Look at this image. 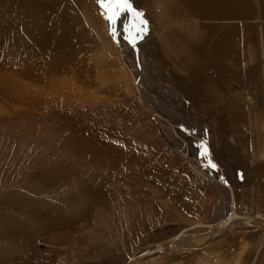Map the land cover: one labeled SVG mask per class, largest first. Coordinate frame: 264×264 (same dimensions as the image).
<instances>
[{
	"label": "rangeland",
	"instance_id": "1",
	"mask_svg": "<svg viewBox=\"0 0 264 264\" xmlns=\"http://www.w3.org/2000/svg\"><path fill=\"white\" fill-rule=\"evenodd\" d=\"M33 1L0 0V14L10 11L8 17L0 15V23H5L4 28L0 25L1 62L4 59L3 63L15 64V69L21 70L26 63L42 65L47 60L51 64L72 52L76 62H65L69 69L58 75L48 74L43 82L45 88L39 84L27 91L33 98L44 95L50 99L58 89L51 93L49 80L58 77L61 83L57 82L64 87L54 97L59 99V108L44 105L38 112L25 110V116L18 113L17 119L0 113V148L9 149L2 152L4 161L0 159V264H127L140 251L199 223H221L227 213H216L223 200L220 185L200 172L183 154L186 147L178 144L179 128L184 130V125L193 121V116L184 111L187 106L196 108L186 88L188 85L194 90V85L188 80L181 84L179 80V75L186 78L188 74H179L168 66L166 71L164 67L156 69L160 81L169 89L155 87L154 80L145 77L144 72L138 74L157 90L156 98L145 93L149 99L145 105L164 117L170 127L177 128L170 130V141L162 123L140 105L129 75L115 59L116 47L109 37L108 22L96 0H50V4L48 0H37L48 6L43 3L46 6L36 11ZM173 3L177 4L175 0ZM27 4L36 17L25 10ZM252 4V13L259 19L258 3L253 0ZM139 11L148 22L147 33L155 40L163 34H159L162 29L174 23L151 20L152 11L144 4ZM125 13L121 18L127 29L130 22ZM42 36L48 39V47L44 51L40 48L41 54L34 42L25 46L28 40L41 41ZM152 49L151 56L160 52L153 46ZM155 56L149 58L155 62ZM105 58L117 62H109L107 70ZM80 64L84 68L78 74ZM169 90L179 97L172 96ZM32 91L42 92L33 95ZM200 91H204L202 86ZM11 92L10 87L0 85L3 97L11 98ZM164 92L177 106L169 105ZM203 111L201 106L200 116L211 125L209 130L202 126L198 130H202V137L212 149L220 147L224 138L219 139L211 127L218 122V129L223 128V113L218 111L215 116ZM226 131L225 127L223 133L233 138L232 132L229 135ZM259 138L264 141V134ZM196 149L189 148V153L197 159ZM259 155L256 160L264 163V152L259 151ZM242 156L238 154V164L243 158L250 162L255 159L249 154ZM202 161L209 163L203 154ZM221 164L236 184L241 210L247 215L264 216V178L259 179L263 172L259 174L256 169L259 176L254 175V162L237 164V170H232L235 161L232 163L231 158ZM250 173L253 176L249 178ZM37 208L40 219L33 220L32 209L37 213ZM244 227L235 224L229 231L219 232L216 241L203 251L174 250L142 264H251L257 255L264 264V231ZM207 240V236L199 237L187 244L202 245Z\"/></svg>",
	"mask_w": 264,
	"mask_h": 264
},
{
	"label": "bare ground",
	"instance_id": "2",
	"mask_svg": "<svg viewBox=\"0 0 264 264\" xmlns=\"http://www.w3.org/2000/svg\"><path fill=\"white\" fill-rule=\"evenodd\" d=\"M35 1H33V4L37 6H35L34 8L35 11L36 9L42 10L41 8H44V6L47 5L45 2L43 3H45L46 5L43 3L38 4V2ZM175 1L177 2V4H174L173 0H139L138 2L136 0H131L133 8L137 11L140 10V7L143 4L145 5V8L147 10L152 11L149 13V18L151 20H154L156 18L155 21L157 22L161 20H169L174 22L169 26L170 29L169 27H166L159 32V34H163L160 35L159 39H156L157 41L154 39L155 36H151L149 31L148 33L146 31V34H144L142 38L136 39V45L135 47H133L129 43L130 36L128 31V29H132L133 36H135L136 30L132 27L134 24V18L132 14H126L127 12L125 13L127 21L130 22L129 28L126 29V27L124 26V23L122 22L123 16L121 18V15L119 19L116 20V23L112 24L107 18L105 7H102L100 1L96 0L97 4H99L100 11H102V13L104 14V18H106V22H108V32L110 34V36H108L112 39L113 44L116 47L115 52H113L115 59H118V64L121 65L122 69H124L129 75L130 82L132 83L131 85H134L136 89V92L134 91V94L137 95L140 105L156 121L162 123L161 126L163 125V129H166L165 133L167 134L169 140L170 130L176 131L177 128L170 127L169 124H166L167 120L164 117H161V115H159L158 113L155 114L146 106L148 105L147 100L149 101V99L146 98L145 93H148L156 98L157 90H154V85H152L153 87H151L149 84L144 82L141 74L142 72H144L145 77L147 76L151 81L154 80L155 87L162 86V88L168 87L160 81L159 77L156 74V69L164 67L165 70V67L168 66L173 68L175 72L178 71L179 74H188L186 75V78H183V74L179 75V80L181 84L182 82L186 84V81L188 80L190 83L192 82V85H194V90L191 89L188 85H186V88L187 90H190V93L193 97L192 99L196 106L192 103L191 105L193 106V108H196L191 109L189 106H187L188 108H186V111H184L185 114H187L188 112L191 116H193V121L188 122L191 123L189 126L184 125L188 129L185 128L184 130H182L181 126V128H179L178 130V133L180 135V142L178 144H180V146L182 147H186L188 152L186 151V149L185 151H182L180 149L179 150L180 152L182 151L183 154H185L192 161V163H194V165L197 169L200 170V172L204 173L205 175L213 179L218 185H220L222 190L221 199L223 200H220L221 206L218 205L216 213L221 215V212H225L227 214H224L226 217L221 220V223H199L191 228L183 230L178 234L180 235L183 233V236L173 242L171 244V248L169 247L162 252H152L138 264L150 262L151 260L174 250H205L207 246L213 244L216 241V238L218 236L217 234H219V232L223 230L229 231L230 227L235 224L245 227L249 226L250 228L261 229L262 231H264V225L259 226L253 224V222H262L264 224V216L262 214L247 215V212L241 210V205L236 190V184H234V180L231 178V176H229L228 170L226 171L225 169H223L221 164L225 161V159L228 161L231 158L232 163H234L235 161V164H232V166L237 169L236 166L238 163L236 161L238 159V154L241 158L243 157L242 155L249 154L251 155V157L255 158H251V160H254L252 162L255 163V168L259 169V174L261 173V171L264 174V163H260V161L256 160L260 156L259 151L264 152V141L263 139L259 138V136L263 137L264 134V12L262 10L264 9V0H255L258 3L257 8L259 11V19H257L255 17V14L252 13L253 0ZM48 4H50V0H48ZM8 7L9 6H7V8ZM27 9H29L30 12L32 11L30 5L27 6ZM44 10L46 11V9ZM4 13L10 14V11L8 10ZM34 13L35 12H31V14ZM33 16L36 17L37 14H34ZM36 19L37 18H35L34 20ZM33 23L35 22L33 21ZM1 24L4 28L5 23L1 21ZM32 25L35 26L34 24ZM113 33H115V35H113ZM257 36H260V39H258ZM41 38V41L33 40L31 42L30 40H28L29 42H26L25 46L28 47L30 43L34 42V44H36V46L39 48V50L36 49L37 51H39L38 54H41V49L42 51H44L46 47H48V39L44 36H42ZM17 42L18 44H20L19 41ZM146 45H149V47H147ZM152 46L156 48V50L160 51L156 54V56L149 55L153 52ZM138 49L139 51H141L140 53L138 52ZM127 52L129 53V56ZM257 53H260V59L257 58ZM42 54H44V52ZM65 56L67 58L63 57L61 61L57 59L51 64H48L47 60L44 61L45 64L42 65H33L26 63V66L21 68V70L15 69V64L9 65L8 63H3V61H5L4 59L2 60V62L0 60V85L8 86L12 89L11 98H6L0 95V113L11 116L10 118H12V115L16 117L18 113L25 116L24 114H27L25 113V110L37 111L39 107H43L44 105L48 106L55 104L56 107L58 106L59 108V99L57 98L58 100H56L54 97L55 95L57 97L59 93L61 94V91H63L64 87H61V82L58 80V77L49 80L50 85H48V87L50 92L53 93L54 88L58 89L56 90V93L50 94L52 95L50 99H47L46 97H44V95L33 98V96H31V94H29L27 91L35 89L39 84H42L41 88H45V86H43V82L44 78L48 76V74L58 75V73L63 72L64 69H69V67H65L69 66L67 64H75L76 61L72 59L74 57L73 52L65 54ZM154 56L155 62L152 61L151 58H149H153ZM65 62H67V64ZM109 62L115 65L117 61L111 62V60L109 59ZM109 62L107 60L105 62L107 63L105 65V68L107 70ZM79 66L80 68H78L79 71L77 73L81 74L84 67L83 64H80ZM189 72L191 74H189ZM139 73L141 74L138 75ZM175 80L177 83L179 82L177 79ZM57 81H59L60 83ZM201 86L204 91H200ZM37 92L38 91H35L34 93V91H32L33 95H35ZM169 92L172 93V96H175V98L179 97L174 92H171L170 90ZM224 94H226V97H224ZM162 95L160 94V96ZM164 95L167 98L165 100H169V105L173 107L177 106L175 105L176 101H170V98L165 92ZM60 97L63 98L65 97V95H61ZM57 102L58 104H56ZM201 106L203 107V112L205 114L210 113V115L214 114L215 116H217L220 111H222L220 113H223V120L222 118L220 120L222 121L223 128L218 129V122L213 123L211 127L212 131L215 132L214 134H216L219 139L224 138L220 147L215 148L213 146L212 149L210 143L207 144L206 137H202V130H198L200 126L205 128L206 130H209V126L211 125L209 124V121L200 116L199 110ZM48 108H51V106ZM178 110L179 109L177 108V111ZM38 115H41V113H39ZM32 116H34V113L32 114ZM39 117H37L38 120ZM200 117H202V120L200 119ZM196 121L201 124L198 126ZM219 126H221V122ZM225 127L227 128L226 133L228 132V134L230 135V133L232 132L233 138L227 137L228 135H225V133H223ZM250 134L252 138L249 137ZM74 140L71 142L72 146L74 144ZM64 142L67 143V140L65 139ZM166 142L169 143L168 141ZM205 146L208 148V155L205 156V159L206 162L209 161V163H205L202 161V154ZM189 148H197L195 154L198 160L194 155L189 153L191 152L189 151ZM175 149L178 148L175 147ZM217 152L219 154V157L217 155ZM255 155H257L258 157L256 158ZM209 164L216 165L217 168L214 169L215 172L211 171V166H207ZM253 173L254 175H258L255 170ZM253 173L248 174L249 178L253 176ZM261 178H264V175H262L261 177L259 176V179ZM231 201H233L234 206L231 204ZM231 211H233L232 214ZM204 226L217 228L215 230L209 231V229L204 228ZM178 235H175L173 238L177 237ZM206 236L208 237V240L205 243H202V245L187 244V242H190L191 239ZM162 243L152 245L148 249L146 248V250H144L143 252L140 251L138 254L133 256L127 262V264L129 262H135L139 256H142L147 252L156 250L157 247ZM261 263L262 261L257 255L256 257H254V260L251 264ZM246 264H249V262Z\"/></svg>",
	"mask_w": 264,
	"mask_h": 264
},
{
	"label": "snow or ice",
	"instance_id": "3",
	"mask_svg": "<svg viewBox=\"0 0 264 264\" xmlns=\"http://www.w3.org/2000/svg\"><path fill=\"white\" fill-rule=\"evenodd\" d=\"M101 6L105 7L107 18L112 24L116 23L122 13H131L134 18L133 28L136 30L135 36H133L132 29L129 31V43L135 47L136 39L142 38L147 31V20H145L143 12L137 11L133 8L131 0H100ZM115 35V33H113ZM203 155H208V148L205 146L203 149ZM211 167L215 168L216 165L212 164Z\"/></svg>",
	"mask_w": 264,
	"mask_h": 264
},
{
	"label": "water",
	"instance_id": "4",
	"mask_svg": "<svg viewBox=\"0 0 264 264\" xmlns=\"http://www.w3.org/2000/svg\"><path fill=\"white\" fill-rule=\"evenodd\" d=\"M105 13H106V10H105ZM131 44V43H130ZM132 45V44H131ZM133 46V45H132ZM231 204L234 206V204H233V201H231ZM231 210H232V208H231ZM233 213V211H231V214ZM253 224L254 225H264L262 222H253ZM204 228H206V229H209V231L210 230H215L217 227H207V226H204ZM218 229H219V227H218ZM183 234V233H182ZM182 234H180V235H178L177 237H175V238H173V239H171V240H168V241H166V242H164V243H162V244H160L158 247H157V249L156 250H152L151 252H147V253H145L144 255H142V256H139L138 258H137V260L135 261V262H129L128 264H138L139 262H141L142 260H144L148 255H150L152 252H162V251H164V250H166L167 248H171V244L173 243V242H175L176 240H178L180 237H182L183 235Z\"/></svg>",
	"mask_w": 264,
	"mask_h": 264
},
{
	"label": "crops",
	"instance_id": "5",
	"mask_svg": "<svg viewBox=\"0 0 264 264\" xmlns=\"http://www.w3.org/2000/svg\"><path fill=\"white\" fill-rule=\"evenodd\" d=\"M3 5V4H2ZM4 6V5H3ZM5 8H7V6H4ZM19 10H21V9H19ZM26 11H28V12H30V10L29 9H27V7H26V9H25ZM6 10H4V12H5ZM2 13V15H3V17H8L9 16V14H6V13ZM1 15V14H0ZM1 15V16H2ZM0 25H2L1 23H0ZM61 57V56H60ZM59 61H60V58H59ZM139 102V101H138ZM2 149L4 150V151H2ZM5 151H9V149H4L3 147L2 148H0V159H1V161H4V159H2V157H4V155H2V152H3V154L5 153ZM245 155V154H244ZM229 161V160H228ZM237 162V161H236ZM246 163H247V165L249 164V163H253L252 161L250 162V161H244V158L242 159V161H241V163L240 164H238L239 166H243V165H246ZM210 165H212V164H210ZM207 166H209V165H207ZM213 168V167H212ZM217 167H215V168H213V169H216ZM237 170V169H235V168H232V170ZM244 170V169H243ZM243 170H242V172H243ZM254 170H256V168H254ZM249 177V176H248ZM23 205V204H22ZM38 209V208H37ZM40 209H38V212L36 213L35 212V210L34 209H32V219L33 220H36V219H40ZM43 234H45V233H43ZM40 235H42V234H40Z\"/></svg>",
	"mask_w": 264,
	"mask_h": 264
}]
</instances>
